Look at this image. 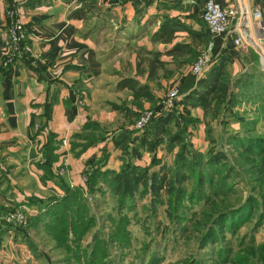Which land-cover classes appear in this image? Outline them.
Instances as JSON below:
<instances>
[{"label": "crops", "instance_id": "obj_1", "mask_svg": "<svg viewBox=\"0 0 264 264\" xmlns=\"http://www.w3.org/2000/svg\"><path fill=\"white\" fill-rule=\"evenodd\" d=\"M203 1L16 0L33 55L8 60L4 10L10 0H0V219L14 206L34 215L66 189L81 186L86 162L88 169L101 171H117L126 159L147 164L138 131L126 121L133 118L136 101L162 108L163 92L156 86L163 90L178 75L173 69L180 70L204 48L209 34L200 18ZM215 1L246 16L235 14L227 31L213 36L208 65L197 76L210 72L227 81L224 98L210 101L212 137L225 134L226 140L238 136L248 117L257 127L264 125L260 46L243 38L233 42L242 30L255 40L251 11L259 9L264 21V0ZM153 52L159 62L149 70ZM186 74L178 76V85ZM124 97L125 107L108 106ZM179 107L198 117L202 112L188 101ZM114 124L119 132L113 135L107 130ZM120 144L136 147L139 155L130 150L123 155ZM62 159L66 172L58 175ZM12 233L3 232L6 242Z\"/></svg>", "mask_w": 264, "mask_h": 264}, {"label": "rangeland", "instance_id": "obj_2", "mask_svg": "<svg viewBox=\"0 0 264 264\" xmlns=\"http://www.w3.org/2000/svg\"><path fill=\"white\" fill-rule=\"evenodd\" d=\"M202 50L193 52L180 70L173 69L172 74L178 75L163 90L156 86L163 92L162 108H154V102L142 106L136 101L134 116L126 121L140 135L145 128L150 131L158 114H175L161 141H151L149 150L144 147L149 161L142 166L171 173L182 170L186 179L180 181L178 195L163 193L152 199L144 193L128 202V207H120L110 178L86 183V177L93 174L86 162L77 197L55 207L52 215L34 219L23 210L25 222L18 223L4 217L18 206L4 210L0 264H264V152L244 153L242 148L247 139L264 135V125L257 127L254 117H248L236 132L238 136L225 140V134L212 137L211 107H201L199 117L187 114L179 107L178 90L172 105L164 103L167 91L178 89V76L191 73ZM208 62L199 73L191 74L200 75ZM113 100L108 106L126 105V97ZM145 112L151 115L141 129L135 128V121ZM116 124L107 131L117 134ZM130 148H125V155H130ZM66 204H75L78 210H66ZM7 229L13 232L8 242L3 236Z\"/></svg>", "mask_w": 264, "mask_h": 264}, {"label": "trees", "instance_id": "obj_3", "mask_svg": "<svg viewBox=\"0 0 264 264\" xmlns=\"http://www.w3.org/2000/svg\"><path fill=\"white\" fill-rule=\"evenodd\" d=\"M156 53L153 52V57L148 63L149 70H153L157 66ZM128 85L134 88V83H128ZM227 81L221 76L215 77L210 72L205 76L196 77L195 75L188 73L185 75L181 83L178 85V93L181 94L178 103L189 102L193 105H200L203 110H207L210 107V101L212 97L223 99L225 96ZM137 88V87H136ZM143 92V89H139L138 93ZM137 92V91H136ZM135 92V96L137 93ZM173 112H165L156 116L150 124V131L145 128L139 135V144L144 145L148 150L151 149L152 143H158L162 139V135L166 130L167 122L175 117ZM152 135V140L149 135ZM245 138V137H244ZM123 139V137H122ZM171 139H177L176 137ZM123 155L126 150L123 144H120ZM244 153L255 152L261 154L264 152V135H256L254 138H249L242 144ZM130 153L134 156L139 155V150L136 147L130 148ZM183 165V164H181ZM182 167V166H181ZM91 177H86V183L92 185L97 180H105L110 178L112 182L113 194L117 196V203L120 207L129 206L132 199L135 197H141L144 193L151 196L152 199H158V197L166 193L167 195H178L180 181L186 179V174L182 170H176L175 172H169L164 168H152L149 170L146 167L137 165L132 161L126 159L121 164L117 171L111 170H98L93 168ZM200 173L198 172V177ZM179 182V183H178ZM80 188L74 187L66 189L65 192L52 203H46L44 207L41 205L39 211L33 216L34 219H38L41 215H52L57 206H63L65 202H72L74 197H77ZM77 205L66 204L64 207L66 210L70 209L78 210L75 208ZM43 207V208H42ZM61 209L63 207H60ZM75 208V210H74ZM230 217V216H229Z\"/></svg>", "mask_w": 264, "mask_h": 264}, {"label": "built area", "instance_id": "obj_4", "mask_svg": "<svg viewBox=\"0 0 264 264\" xmlns=\"http://www.w3.org/2000/svg\"><path fill=\"white\" fill-rule=\"evenodd\" d=\"M238 9L239 8L235 6L221 8L215 0L203 1L200 11V18L209 34V38L207 39L202 50L203 52L200 53L192 63L190 68L191 73H199L202 67L209 61V51L213 42V36L227 31L230 19L235 14L241 13V10L239 11ZM4 13L8 17L5 33L8 46V60H12L22 55H33L31 47L24 41V26L18 15L16 0H10L7 8L4 10ZM242 13L241 15L245 16L244 12ZM251 17L252 20H254L253 26L256 34L255 40L252 38V35H250L249 31L242 30V36L238 34L235 38H233V42L237 44L243 38L247 43H251L256 46L259 45V50L261 52L260 56L264 63V21L261 19L260 11L257 8H254L251 11ZM244 18H246V16ZM176 95L177 87H172L169 89V91H167L164 103L169 106L172 105ZM149 115H151L150 112H145L144 115L139 116V118L134 123V127L141 129ZM66 164V160L62 159L57 165L56 172L58 174H63L66 170ZM82 180H84V177H82ZM23 210L24 209L18 206L5 213L4 217L10 221L24 223L26 214Z\"/></svg>", "mask_w": 264, "mask_h": 264}, {"label": "bare ground", "instance_id": "obj_5", "mask_svg": "<svg viewBox=\"0 0 264 264\" xmlns=\"http://www.w3.org/2000/svg\"><path fill=\"white\" fill-rule=\"evenodd\" d=\"M255 43V42H254ZM256 44V43H255Z\"/></svg>", "mask_w": 264, "mask_h": 264}]
</instances>
